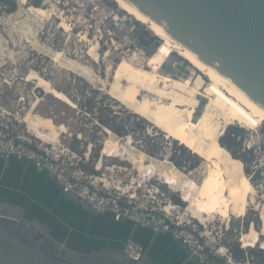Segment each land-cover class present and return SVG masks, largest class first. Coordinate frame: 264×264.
<instances>
[{
    "label": "rangeland",
    "instance_id": "rangeland-1",
    "mask_svg": "<svg viewBox=\"0 0 264 264\" xmlns=\"http://www.w3.org/2000/svg\"><path fill=\"white\" fill-rule=\"evenodd\" d=\"M39 2L40 6L37 5ZM16 3L18 8L15 12H2L0 15V106L7 111L8 120L13 122L22 120L21 127L26 130L28 127L30 132L35 134L24 119L34 103L38 101L37 107L33 108L35 119H40L41 116L52 119V124L58 128L62 125L63 127L59 128L62 143L83 155L84 160H86L85 153H89V159L84 166L95 170L98 162L102 161L100 174H106L104 176L106 183L110 182L112 186L117 185L125 190L130 189L131 192L136 189L139 190V188L144 189L150 199L155 195L156 187H159L164 196L158 195V199L165 202L164 205H176L175 198L182 201L183 199L181 192L163 182L160 176L162 172H171V169L178 170L177 173L173 172V174L178 175L181 172L186 175L183 178H193L195 182L203 186L205 182L203 178L206 172H209L210 166L201 157L194 154L179 141L168 137L166 133L155 127L147 119L133 112L109 94V90L115 81L116 67V62L111 56L127 58L133 62L131 63L134 66L148 71L150 70L148 66L149 56L140 51V48L144 51L143 47L139 46L127 51L126 48L128 47L125 44L130 46V40L124 35L119 37L114 35L112 24L105 29L102 28V34L92 28L94 20L87 22L85 27L81 29L73 28L71 24L73 25L74 22H71V16L62 13L58 0L27 1V5L52 9L55 14L50 17H41L30 13L26 5H21L19 0H16ZM116 7H119L117 3ZM63 21L67 25L71 22L69 25L71 30H66L60 26ZM102 35L103 39H101ZM139 38L149 48L159 40L148 29ZM94 44L99 46L95 51L99 54L98 60H94L93 56L89 54L91 46ZM105 46L112 53L108 57H105L104 52H102ZM164 49L168 54L171 53L170 62L165 68L166 73L172 71V74H175L178 68L182 70L183 66L186 65L190 71L194 70L195 72L188 85L195 86L199 91L197 96L200 98L199 100L204 95L209 96L210 94L204 91L205 88H211V83L206 76L203 75L206 78L205 84L201 83V79L195 83L200 73L183 57L174 52L168 44L164 46ZM57 52H63L62 54L65 56L61 54L58 58V56L56 57ZM174 53L175 55L172 57ZM73 61L78 62L79 65L73 64L76 67H72ZM84 64L89 69L88 71L86 67H82L85 66ZM77 66L79 67L77 68ZM161 68H164L163 65ZM30 73L40 74L52 82L53 86L68 95L77 107L73 108L60 102L51 94H47L43 88L38 87L34 81H27L25 78ZM162 74L158 72L153 75L163 76ZM180 74L184 76V72ZM223 96L227 97V94L225 93ZM229 99L233 104L237 103L235 99ZM78 102L80 104H77ZM91 106L93 110L90 111ZM239 106L240 120L228 127L234 126L243 129L242 141L241 144H237L239 143L238 138L237 143L232 145V150L234 154L245 159L243 161L241 158H237L243 162L247 177L251 175L252 168L257 163L259 171H257L255 178L251 181L248 177L255 185L257 180L264 179L261 175V172H264V122L246 108ZM109 113L112 116H117V121H124L130 127V134L119 136L108 127L100 126L96 119ZM143 127L145 130L142 129ZM107 129L111 133H108ZM108 141L113 144L114 141H118L119 150L121 149L124 155L122 157L104 156L102 149L105 148ZM247 145L252 146V149L249 150ZM143 154L145 155L143 156ZM176 161L182 162V166H178ZM141 164H145L147 167L139 170ZM154 170L156 173L158 170L160 171L156 174ZM152 171L153 173H151ZM151 177L152 180L148 181ZM258 186L256 200L259 207L248 202L234 213L228 210L222 215L224 217L216 215L210 218L205 225L199 223L197 218L195 221L211 238L215 237L218 241L221 238V244H228L230 247L238 243L241 244L239 238L250 232H257L261 238H264L262 237L260 218V206L264 205V181H260ZM175 210H179V213L183 215L188 212V215L192 216L187 203ZM226 218L228 219L226 220ZM256 261L264 264L263 255L256 257Z\"/></svg>",
    "mask_w": 264,
    "mask_h": 264
},
{
    "label": "bare ground",
    "instance_id": "bare-ground-1",
    "mask_svg": "<svg viewBox=\"0 0 264 264\" xmlns=\"http://www.w3.org/2000/svg\"><path fill=\"white\" fill-rule=\"evenodd\" d=\"M27 1L28 0H19V3L21 5H26L28 7L27 10L30 13L40 15L41 17H50L55 14L52 9L36 7L31 4L27 5ZM114 1L121 8L122 13H120V15L126 16V23L116 25L114 33L120 35L125 34V27H127V29L130 28L131 21L137 19L117 0ZM69 25L64 21L60 23V26L66 30H71V26L69 27ZM159 41L160 45L157 50L151 55H148V66L150 68L148 71L134 66L132 64L133 62L131 61V63L127 58H119V61L116 62L114 72L115 81L109 90V94L133 112L147 119L155 127L166 133L168 137L179 141L194 154L201 157L208 166H210L208 168L209 172H206V175L203 178L205 179L203 186L195 182L193 178H183L185 174L181 172L178 173V175L173 174V172L178 170L174 171L171 169L172 173L165 171L160 175L164 183L182 193L181 197L188 204V210L191 212L193 218L195 217V219H199L201 223H208L210 218H213L216 215L222 216L224 212L228 210H231L234 213L248 204V202L259 207L256 200L257 187L248 179L244 170L243 162L234 157L232 153L221 144V138L225 135L229 125L240 120L239 105L249 110L260 120L264 121V119L252 112L222 86L207 77L206 78L211 83V88H205L204 91L210 95H204L201 100H199L200 98L197 97L199 91L195 86L188 85V82L193 78V74L195 73L194 70L190 71L185 65L182 70L178 68L175 74H172V71L167 74L165 68L170 62L171 53L168 54L164 49V46L167 45L166 42L160 38ZM98 48V44L91 46L89 54L93 56L94 60L99 59V54L95 52ZM171 49L183 57L187 63L191 64L195 70L200 73L195 83H198L199 79H201V83L205 84V75L184 55L179 53L173 47H171ZM146 50L147 49H144V51ZM165 52L167 53L166 59L164 55ZM62 53L57 52L56 57L58 56L59 58ZM111 54V50L109 49L104 51L105 57H108ZM62 55L65 56L64 54ZM73 64L79 65L78 62H74L71 64L72 67L74 66ZM161 65H163V69L161 68ZM78 67L79 66H77V68ZM82 67H86V65ZM154 67L157 70L159 69L158 72L160 74L164 73L168 76L163 74V76L153 75L158 73ZM88 70L89 69L87 68V71ZM181 72H184V76L183 74H180ZM26 77L27 78L25 79L27 81H34L37 86L43 88L45 92L51 93L67 104L77 107L76 103L72 101L68 95L55 88L52 82L40 74L30 73ZM225 93L227 94V97L223 96ZM229 98L235 99L237 103L233 104ZM202 99H205L206 103L200 108L203 104ZM37 104L38 101L34 103V106L26 115L24 119L25 122L30 125L32 131H34L41 140L58 142L61 135V130L59 128H62L63 126L61 125V127L58 128L52 124V119H46L41 116L39 117L40 119H35L33 108ZM106 131L108 133L110 132L108 129ZM117 143L118 141H114V145L111 141H108L105 148L102 150V154L109 157H122L124 152L121 149L119 150V145H117ZM144 155L145 154H143V156ZM145 164H141L139 170L147 167V164ZM99 166H101V162L99 163ZM164 170L168 169L166 168ZM168 208L173 207L168 206ZM260 208L262 234L264 235V205H261ZM227 219L228 218H226V220ZM240 241L247 247H256L258 244H261V248L264 249V238H261L257 232H250L249 234L244 235L240 238Z\"/></svg>",
    "mask_w": 264,
    "mask_h": 264
},
{
    "label": "water",
    "instance_id": "water-1",
    "mask_svg": "<svg viewBox=\"0 0 264 264\" xmlns=\"http://www.w3.org/2000/svg\"><path fill=\"white\" fill-rule=\"evenodd\" d=\"M117 1L207 78L264 119V0ZM159 45L157 41L151 48L140 47L151 55ZM202 102L200 108L206 100ZM0 264L152 263L146 255L140 261H128L122 252L76 251L47 225L27 216L25 209L0 202Z\"/></svg>",
    "mask_w": 264,
    "mask_h": 264
},
{
    "label": "built area",
    "instance_id": "built-area-1",
    "mask_svg": "<svg viewBox=\"0 0 264 264\" xmlns=\"http://www.w3.org/2000/svg\"><path fill=\"white\" fill-rule=\"evenodd\" d=\"M58 4L63 14L71 16V22L73 21L74 24L72 25L71 22L70 24L73 28L81 29L87 22L94 20L92 28L95 31L102 34L101 29L112 24L113 34L119 37L120 34L114 33V28L116 25L126 23V16L120 15L121 8L116 7L114 0H58ZM125 28L126 33L121 35L128 38L131 43L130 46L125 44L128 47L127 51L138 48L140 44L149 47L139 38L147 30L139 21L132 20L130 28ZM140 51L144 55L148 54V49L145 52L140 48ZM174 55L175 53L172 57ZM6 113L7 111L0 106V155L30 162L36 168L47 171L63 192L75 195L88 204L94 212H109L118 221L127 219L153 232H169L187 247L189 259L196 264H261L249 252L257 246H244L239 238L240 247L245 250V257L236 258L228 244H221V238L218 241L217 238H211L202 230L199 220L198 223L188 213L185 212L186 214L183 215L179 213V210H175L181 208V205L177 203L176 205H164L165 202L158 199V195L164 196L159 187H156L155 195L150 199L144 189L139 188L131 192L130 189L125 190L117 185L112 186L110 182H105L106 174H100L102 166H99V163L101 162L102 165V161L95 166V172H91L84 166L89 159V153H85L86 160H84L83 155L62 143L61 138L58 142L43 141L30 132L28 127L27 130L23 129L22 120L19 122L8 120ZM247 148L250 150L252 146L247 145ZM257 168L256 163L249 175L251 180L259 171ZM261 175L264 177V172H261ZM151 180L152 177L148 181ZM262 180L264 181L263 178L257 180L255 184L257 188ZM183 201L185 202L184 199ZM168 206L173 208H168ZM258 245L259 249L264 250L261 244ZM124 254L128 261H140L146 255L145 247L135 239L128 238L124 245Z\"/></svg>",
    "mask_w": 264,
    "mask_h": 264
},
{
    "label": "crops",
    "instance_id": "crops-1",
    "mask_svg": "<svg viewBox=\"0 0 264 264\" xmlns=\"http://www.w3.org/2000/svg\"><path fill=\"white\" fill-rule=\"evenodd\" d=\"M0 202L26 210L65 245L79 252H122L128 238L143 244L152 264H196L187 247L169 232H153L127 219L96 213L73 194L62 191L43 169L14 157L0 155Z\"/></svg>",
    "mask_w": 264,
    "mask_h": 264
},
{
    "label": "trees",
    "instance_id": "trees-1",
    "mask_svg": "<svg viewBox=\"0 0 264 264\" xmlns=\"http://www.w3.org/2000/svg\"><path fill=\"white\" fill-rule=\"evenodd\" d=\"M40 6V2L37 4ZM17 3L16 0H0V15L2 12L5 13H13L17 10ZM165 56H167V53H164ZM47 94H51V93H47ZM52 96H54L53 94H51ZM55 97V96H54ZM57 100H59L60 102H63L65 104H67L66 102H64L63 100L55 97ZM76 101V100H75ZM39 104V103H38ZM37 104V105H38ZM77 104H80L79 102ZM69 106H71L70 104H67ZM37 107V106H36ZM73 108H76L74 106H71ZM93 107L91 106L90 111L93 110ZM108 111V110H106ZM112 111V110H111ZM117 116H112L111 113L109 114H104L103 116H100L99 118H97L96 120L98 121V124L100 126H106L108 127L110 130H112L115 134H118L119 136H126L128 134H130V127L122 120L117 121L116 120ZM54 122V121H53ZM264 122V121H263ZM138 126V125H137ZM142 129L145 130V128L143 127ZM68 131V130H67ZM242 131L243 129L241 128H237V127H228V129L226 130L225 135L221 138V144L223 146H225L226 148H228L230 150V152L232 153V155L236 158H241L239 156H237L236 154H234L233 150H232V145L236 144L237 139L239 138V143L237 144H241L242 141ZM184 148V147H182ZM75 149V148H74ZM77 149V148H76ZM180 151V150H179ZM243 161H245L244 158H241ZM176 164L178 166H182V162L176 161ZM88 168V167H86ZM91 172H95V170L93 168H88ZM249 179L251 180L250 176L248 175ZM252 181V180H251ZM174 201L181 205V206H185V202H183L181 199L179 198H175ZM231 249L233 251V254L236 258L240 259L245 257V250H243L240 247V244H236L231 246ZM252 255L259 257L260 255H263L264 257V250L256 248V249H250L249 251Z\"/></svg>",
    "mask_w": 264,
    "mask_h": 264
}]
</instances>
